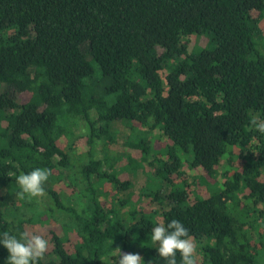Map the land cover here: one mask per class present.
<instances>
[{"label": "trees", "instance_id": "16d2710c", "mask_svg": "<svg viewBox=\"0 0 264 264\" xmlns=\"http://www.w3.org/2000/svg\"><path fill=\"white\" fill-rule=\"evenodd\" d=\"M263 20L264 0H0V232L44 236L39 264H166L151 228L178 219L195 264H264ZM144 164L168 194L131 192ZM36 167L44 201L17 195Z\"/></svg>", "mask_w": 264, "mask_h": 264}, {"label": "clouds", "instance_id": "9594fccd", "mask_svg": "<svg viewBox=\"0 0 264 264\" xmlns=\"http://www.w3.org/2000/svg\"><path fill=\"white\" fill-rule=\"evenodd\" d=\"M252 123L260 133H264V118L253 120ZM49 171L46 168L36 167L28 172H21L15 177L21 191L18 196L24 198L37 197L44 193V183L48 180ZM150 241L156 242L158 256L163 257L166 264H177V254L180 264H195V245L188 229L178 219H172L166 225L157 223L151 228ZM49 241L38 233L20 231L12 234L8 231L0 232V246L8 252L4 264H39V260L47 252ZM117 264H145L139 252L122 253Z\"/></svg>", "mask_w": 264, "mask_h": 264}, {"label": "rangeland", "instance_id": "374dc122", "mask_svg": "<svg viewBox=\"0 0 264 264\" xmlns=\"http://www.w3.org/2000/svg\"><path fill=\"white\" fill-rule=\"evenodd\" d=\"M257 15H258V13H254L255 17ZM260 27H261L262 32L257 35L258 36L257 39H258L259 47H260L261 51H264V20L261 22ZM191 45H192V47H191L192 50L194 47H197V50H199L202 48H209L212 46V44L208 41V39L205 36L193 37L191 40ZM5 90H6V87H5ZM0 92H1V88H0ZM13 96H14V94H13ZM15 96H18V94L16 93ZM116 127L118 130V133L115 137V142L110 145V151H109V156L111 158H117L123 152H125V150H127L126 145H127L129 134H130V128L127 125H125L124 123L118 122L116 124ZM133 155H135V154L133 153ZM105 156H106V154L103 151L102 146H98V149L96 151V157L101 159V160H104ZM134 157H137V156H134ZM123 160H126V159H123ZM223 164H224V162L222 163V165ZM125 165H126L125 163H121V164L118 163L116 165V169H122V171H125V167H124ZM146 168H147V165L144 164L142 167L135 169L134 172L129 171V172L124 173L126 175V177L129 178L130 181H132L133 187L131 189V192L133 194H135L136 196L140 195V192L142 189H144L145 194H149L152 192L154 193L157 191H160L161 194H163V195L168 194L170 188L166 185H163L159 180L155 179L153 176H151V177L148 176V174H146V171H147ZM105 169H106L105 171L110 170L109 168H105ZM219 170L223 171L224 169L222 170V168L220 166ZM149 171H151V169H149ZM118 175H121V174H118ZM222 182H223V180H221L218 184L212 183L213 184L212 185L213 192H216V191L222 189ZM118 193L121 197H125L128 195V192H118ZM40 196L41 197H38V199H40V200L43 199V196L42 195H40ZM136 196L133 197L134 200L136 199ZM103 200H104V198H103ZM143 200H144L143 202L148 201V199L146 197L143 198ZM43 201H44V199H43ZM169 207H170V202L166 201L162 205L153 204L150 208L155 209V210H157L159 208H164L166 210ZM256 238H257V236L255 235L254 239H256ZM192 242L195 245V252L194 253L199 254L200 246L194 240H192Z\"/></svg>", "mask_w": 264, "mask_h": 264}]
</instances>
